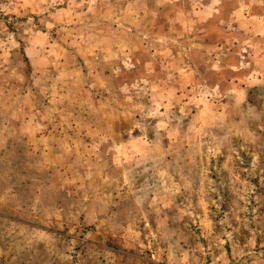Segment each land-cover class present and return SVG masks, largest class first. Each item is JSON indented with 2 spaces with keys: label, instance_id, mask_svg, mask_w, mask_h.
<instances>
[{
  "label": "rangeland",
  "instance_id": "rangeland-1",
  "mask_svg": "<svg viewBox=\"0 0 264 264\" xmlns=\"http://www.w3.org/2000/svg\"><path fill=\"white\" fill-rule=\"evenodd\" d=\"M85 1L0 0V264H264V0Z\"/></svg>",
  "mask_w": 264,
  "mask_h": 264
},
{
  "label": "crops",
  "instance_id": "crops-1",
  "mask_svg": "<svg viewBox=\"0 0 264 264\" xmlns=\"http://www.w3.org/2000/svg\"><path fill=\"white\" fill-rule=\"evenodd\" d=\"M112 2V0H106V2ZM99 5V0H90V1H85L84 4L81 6L80 9V14L83 15H88L87 13H89V7H92V13L96 14V7ZM89 35H86V37ZM94 39H96V41H94L93 39H91L89 42V46H93L94 50L97 51V54H103V50L101 49V44H102V40H106L108 37V33H100L96 36H93ZM97 42V43H94ZM99 51V52H98ZM113 51H115V49H113Z\"/></svg>",
  "mask_w": 264,
  "mask_h": 264
}]
</instances>
